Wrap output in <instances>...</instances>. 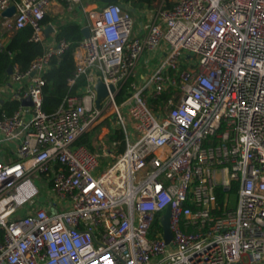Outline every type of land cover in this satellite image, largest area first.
Returning a JSON list of instances; mask_svg holds the SVG:
<instances>
[{
	"label": "built area",
	"instance_id": "obj_1",
	"mask_svg": "<svg viewBox=\"0 0 264 264\" xmlns=\"http://www.w3.org/2000/svg\"><path fill=\"white\" fill-rule=\"evenodd\" d=\"M55 2L80 0H0V17L15 5L6 26L45 46L5 84L18 105L0 112V264H261L264 0H160L138 21L119 1L81 4L89 33L68 82L86 84L47 113L43 73L70 45L46 34ZM95 74L114 85L99 108ZM86 133L94 149L77 143Z\"/></svg>",
	"mask_w": 264,
	"mask_h": 264
},
{
	"label": "trees",
	"instance_id": "obj_2",
	"mask_svg": "<svg viewBox=\"0 0 264 264\" xmlns=\"http://www.w3.org/2000/svg\"><path fill=\"white\" fill-rule=\"evenodd\" d=\"M119 1L128 4L129 7L133 8V11L137 12L141 9L156 7L160 0ZM42 21L50 23L53 21V16L46 14ZM30 35L31 28L29 26L14 29L7 43L0 48V85L9 76L7 73L8 67L16 64L19 69L24 70L32 59L44 52L43 42L31 40ZM82 37L81 25L76 21L63 22L56 27L55 39H65L70 42V45L61 55L51 58L47 69L43 73L45 84L41 92V107L47 113L54 112L66 96L79 93L80 88L86 84L84 74L75 77L71 84L68 82L70 78L74 77L75 60L72 51ZM129 94L130 88L123 87L116 95V100L119 102ZM166 95L163 94V97L166 98ZM17 105V101H3L0 112H12ZM106 139L115 142L114 149L116 152L123 150L124 134L121 128L114 127L110 129L106 134ZM77 143L85 144L90 149L95 147L90 141L89 133L81 136ZM58 167L59 165L56 164L55 168ZM216 201L219 204L222 203V191L219 188Z\"/></svg>",
	"mask_w": 264,
	"mask_h": 264
},
{
	"label": "crops",
	"instance_id": "obj_3",
	"mask_svg": "<svg viewBox=\"0 0 264 264\" xmlns=\"http://www.w3.org/2000/svg\"><path fill=\"white\" fill-rule=\"evenodd\" d=\"M85 3H86V7L88 8L97 7L100 5V3L97 0H87L86 2H84V4ZM47 14L53 16L52 22H54V24H56L57 26L63 22H69V21H76L80 23V25L85 24V14L83 10L81 9V4L74 5V7L71 10H69L67 8V3L55 2L51 5L50 10L48 11ZM134 18L137 21L139 19L137 14ZM45 24L48 25L49 23H45ZM12 31L13 29L6 26L5 17L1 16L0 17V44H2V47L7 43ZM55 33H56V30L51 28V30H49V32H47L46 34L48 35V38L51 39L53 37L55 38ZM144 60L145 58L144 56H142L140 58L139 67L143 65ZM8 75L10 74L8 73ZM8 79H9V76L5 81L1 82V85H0V107H1L2 102L5 101L6 94L8 92L5 86ZM4 156L6 157L7 160L16 158V155L14 154L13 150L9 149V147L4 150ZM261 264H264V260L261 262Z\"/></svg>",
	"mask_w": 264,
	"mask_h": 264
},
{
	"label": "water",
	"instance_id": "obj_4",
	"mask_svg": "<svg viewBox=\"0 0 264 264\" xmlns=\"http://www.w3.org/2000/svg\"><path fill=\"white\" fill-rule=\"evenodd\" d=\"M99 2H116L119 0H97ZM119 4L122 8L128 9L130 11H133V8L129 7L128 4L120 2ZM15 11V5L11 4L10 6H8V8H6L3 12L2 15L4 16H11ZM52 25L48 24V26L45 28L46 32H49V30H51ZM81 31L83 33V35H88L89 30H88V26H82L81 27ZM11 66L8 67L7 72L10 74L11 73ZM92 90L94 91V105L95 107L99 108L102 104V102L107 98V96L109 95V92H112L114 90V85L109 83L106 84L100 75L95 74L93 75V82L91 85ZM23 104L25 105H29L31 103L30 98L26 97L24 99H22L21 101ZM168 208L166 210V213L162 219V223H163V229H164V239L166 241H169V239L171 238V233L168 227Z\"/></svg>",
	"mask_w": 264,
	"mask_h": 264
},
{
	"label": "rangeland",
	"instance_id": "obj_5",
	"mask_svg": "<svg viewBox=\"0 0 264 264\" xmlns=\"http://www.w3.org/2000/svg\"><path fill=\"white\" fill-rule=\"evenodd\" d=\"M87 0H80V2H78L77 4H83L84 2H86ZM131 14H132V16L133 17H135L136 16V14H137V12L136 11H132L131 12ZM160 58H161V56L160 55H155L154 57L152 56L151 58H150V60H147V61H145L144 62V64H145V67H147L148 69H149V67H150V70H148V71H151L152 69H153V67H155V65L156 64H158L159 63V61H160ZM149 66V67H148ZM145 71V70H144ZM97 134H98V132H97ZM101 167V166H100ZM37 179H38V176H37ZM44 184V188L45 189H47L48 188V185L46 184V183H43Z\"/></svg>",
	"mask_w": 264,
	"mask_h": 264
}]
</instances>
